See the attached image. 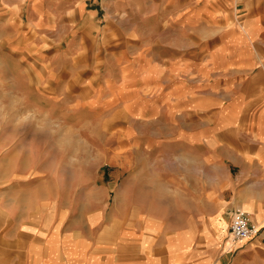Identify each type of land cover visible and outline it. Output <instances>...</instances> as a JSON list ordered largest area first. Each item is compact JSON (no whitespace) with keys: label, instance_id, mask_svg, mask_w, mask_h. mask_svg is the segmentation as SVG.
I'll list each match as a JSON object with an SVG mask.
<instances>
[{"label":"crops","instance_id":"obj_1","mask_svg":"<svg viewBox=\"0 0 264 264\" xmlns=\"http://www.w3.org/2000/svg\"><path fill=\"white\" fill-rule=\"evenodd\" d=\"M2 27L0 46L16 62L4 67L0 48V100L11 95L40 120H52L59 103L80 111L83 86L96 84L100 69H119L103 99L125 124L112 129L100 162L129 169L126 183L148 204L134 208L138 226L94 236L100 197L95 211L85 207L108 189H91L83 176L78 232L69 202L58 208L56 197L25 185L41 176L40 164L87 160L65 153L58 162L39 144L9 158L0 132V264H264V0H0ZM55 54L70 63L18 67ZM43 130L55 137L80 127ZM153 194L161 202L149 204ZM237 208L260 233L234 246L216 223L229 224ZM59 212L71 215L68 228Z\"/></svg>","mask_w":264,"mask_h":264},{"label":"rangeland","instance_id":"obj_2","mask_svg":"<svg viewBox=\"0 0 264 264\" xmlns=\"http://www.w3.org/2000/svg\"><path fill=\"white\" fill-rule=\"evenodd\" d=\"M125 25L129 26L130 24ZM1 31H3V27L2 30L0 28V32ZM4 32L8 33V28L5 29ZM2 44L3 47L0 46V48L2 49L1 55L4 67H10L16 62V59L11 58L9 52H7L9 45L6 43ZM65 57L66 56H63V54L41 55L40 57L32 56V58L25 57L18 59L20 61L18 67L21 68V71L25 70V67L29 65V61H33L32 59L40 64L49 62L53 65L60 64L61 66H65L70 63ZM87 61H89L87 57L80 58L79 60V62ZM118 70L119 69H114V72L106 74V69H100L96 84H85L83 86L82 94L84 100L82 102L83 105L79 107L80 111L73 113V109L69 108L67 104L59 103L54 107L53 110L55 111L51 113V116H53L52 120L45 118L40 120L33 115L34 112L28 108V104L23 106L22 103L20 104L17 100H14L11 95L8 97L7 94H5L4 100H0V132H3L7 137L8 150L6 151H8L7 155L9 158L10 156L15 157L16 154L26 158V149L24 147L28 145L31 146V144H35V146L39 144L41 150L53 152L58 162H61L65 153H72L74 158L87 160L78 162L44 163L46 160L42 159V163L44 164H40L41 176L31 181V184L25 185L26 189L29 190L30 193L34 192L38 194V197L45 196L46 194L53 195L56 197L54 198V202H57L58 208H63V205L69 202L68 209L75 210L76 214L79 216V219H76L78 232H84L85 229H83L84 226L82 225L84 224V216L86 215L83 214L84 205H82L85 201V197L79 190L81 178L83 176H89L91 179V189H93L95 185L99 187L105 185L108 189V193L104 195L92 194L91 206H86L85 210L91 209L95 211L100 201L99 204L103 210V221L99 229L93 232V235L96 236L100 228L102 230L108 228L107 235L110 239L115 236L114 233L117 230L122 229V227L120 228L117 226L119 223L124 225V229L132 228V226L136 225L138 215L134 214V208L144 209L148 204L145 202L146 193L136 194L134 193L136 189H133L134 192H131L129 184L126 183L129 177V169L119 168L116 165L105 167L102 162H100L101 153L106 151L105 146L107 145L110 148L116 139H113L115 132H113L112 129L123 127L125 124V122L121 121V116H116L114 112L116 106H109L108 101L104 100L107 94L106 98L109 97V91L114 79L120 76V71L118 72ZM88 72H90V70H88ZM85 74L86 72L83 70L82 76L86 77L87 75ZM19 77L21 82L25 81L24 77ZM8 83L9 81L5 82V84ZM59 110H67L70 112L71 116H77L69 119L58 118L61 114L58 112ZM60 126L80 127V130L72 131L75 134L55 137L48 136L43 132V129L60 128ZM104 126L109 127L108 132L102 131ZM50 138L56 140L51 143ZM68 156L70 157V155ZM69 157L68 159H70ZM105 157H110V153H107ZM11 187L13 188L12 185ZM99 197L100 199L97 200V202L96 198ZM162 197L163 194L151 195V203L149 204L153 205V203L156 204L157 202H161ZM59 214L61 215V212H59ZM65 216L61 215L60 220L62 227L68 228V217H71V215L68 216V214H66ZM227 222L229 224L222 220H217L216 223L217 228L219 230L223 229L224 231L223 243H232L234 246L244 243L235 242L231 238V223L229 221Z\"/></svg>","mask_w":264,"mask_h":264},{"label":"built area","instance_id":"obj_3","mask_svg":"<svg viewBox=\"0 0 264 264\" xmlns=\"http://www.w3.org/2000/svg\"><path fill=\"white\" fill-rule=\"evenodd\" d=\"M230 236L235 242H246L259 235L260 229L248 212L238 208L231 213Z\"/></svg>","mask_w":264,"mask_h":264}]
</instances>
